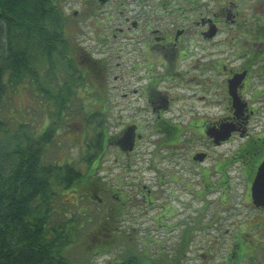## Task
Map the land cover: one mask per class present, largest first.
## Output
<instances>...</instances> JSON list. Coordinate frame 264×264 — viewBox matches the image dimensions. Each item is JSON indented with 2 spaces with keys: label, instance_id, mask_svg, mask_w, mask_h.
Segmentation results:
<instances>
[{
  "label": "flooded vegetation",
  "instance_id": "af4514ba",
  "mask_svg": "<svg viewBox=\"0 0 264 264\" xmlns=\"http://www.w3.org/2000/svg\"><path fill=\"white\" fill-rule=\"evenodd\" d=\"M88 1L82 0V3ZM177 1L173 3L176 8L172 11L168 10L171 0L156 1L153 5H148L147 0L120 1L119 6L124 10L135 12V16H144L141 22L128 16L121 27L113 28L111 36H125L128 50L123 56L97 57L93 49L85 47L75 37L69 26L65 27L66 36L77 44L80 56H85L90 63L98 59L107 62L108 87L105 90L109 96L105 112L100 117L110 129L108 162L114 150L117 154L113 164L119 162L121 154L125 155V170L128 171L135 166L131 163L132 157L139 154L158 158L162 164L159 170L152 162L148 168L157 172V192L147 184L133 185L135 188L131 191L124 190L118 184L123 175L110 179L104 175L108 171L104 164L98 166L95 174L108 182L114 197H127L128 217L125 219L129 223L149 214V208L158 202L154 196L162 201L165 199L166 184L176 185L172 195L176 204L162 202L159 214L153 217L166 230L178 231L174 237L177 242L170 247H173V253L167 254L169 248L165 244L158 247L162 256L173 258L175 264H189L196 258L201 259L199 264L211 262L213 250L226 245L221 237L212 236L221 233L220 226L214 229L218 215L235 210L239 204L249 208L255 214L242 219L240 224L236 223L231 243L215 257L217 264H264V204L256 201V197L262 201L260 192L264 191V8L243 7L252 0H220L214 7H205L201 11L196 2ZM95 2L98 6L107 4L109 0ZM211 3L213 1H208V5ZM64 13L67 18L69 14ZM5 16L0 8L1 159L8 154V139L4 141V137L17 133L19 126L17 120L12 121L11 118L15 107H9L11 103L5 102L8 100H5L6 95L9 98L12 92L14 105L18 89L10 80V72L3 69L2 61L4 50L16 46L10 32L13 30L16 36L19 31L18 26L10 24ZM104 36L110 37V34L99 33V38L106 45L108 41ZM222 36L224 38L218 40ZM196 38L201 40L200 45H197ZM212 45L222 48L224 53L212 54ZM84 70L82 66L78 76H82ZM96 85L99 90L97 82ZM93 92H97L95 88ZM4 107L9 110L6 115ZM210 108H218L220 114L208 115ZM46 111V123L39 127L38 134L33 131L34 143L38 137L44 139V157L51 160L50 152L64 174L67 155L65 129L52 125L58 123L59 115L65 122L69 112L76 111L79 116H84L87 109L66 104L62 106L61 113L54 115V111ZM91 113L95 115V111ZM82 121L78 119L79 123ZM208 143L215 148L236 146L217 156L209 169L211 154ZM141 144L152 146V151L142 153ZM212 172L220 176L215 183L210 180ZM231 172L236 177L233 178ZM260 172L261 177L257 180ZM237 189L242 191L241 195L236 193ZM208 192L220 193L216 201L220 211L209 225L208 207L212 203L208 201ZM98 197L101 198L100 192ZM197 201L201 202L197 214L185 216L186 210L193 208L192 203ZM175 216L185 218L180 217L173 226L168 225L167 220ZM131 229L136 233L142 230L138 226ZM202 232L209 241L198 243L200 248L196 256L193 251L197 243L195 246L194 240L202 241L197 239L201 238L197 234ZM186 240L188 245L185 247ZM182 248L186 251L183 256L180 254Z\"/></svg>",
  "mask_w": 264,
  "mask_h": 264
},
{
  "label": "trees",
  "instance_id": "16d2710c",
  "mask_svg": "<svg viewBox=\"0 0 264 264\" xmlns=\"http://www.w3.org/2000/svg\"><path fill=\"white\" fill-rule=\"evenodd\" d=\"M188 1L198 4L199 0ZM256 1L264 8V0ZM0 8L6 20L18 26L16 36L10 32L16 46L2 54L3 69L10 72L17 89L21 84L32 87L35 82V89L56 102L54 115L61 113L63 105L76 107L72 101L78 97L77 88L92 87L90 92L95 88L100 102L94 116L86 111L82 117L75 111L67 120L69 125L60 115L52 125L63 126L67 148L73 142L80 151L75 160L67 149L64 174L55 157H44V139L38 137L34 143V135L28 131L31 125L20 124L17 133L6 136L10 149L0 158V264H91L96 257L112 253L107 264H175L159 249L154 255L152 242L158 241L149 234L140 236V230L131 229L135 223L125 219L127 197H114L108 182L95 174L103 166L109 146L110 129L100 117L109 96L105 90L107 62L90 63L80 56L77 44L65 34L67 18L58 0H0ZM58 58L65 64L60 71L64 83L55 76ZM41 60L49 66L44 74L50 81L57 80L56 93L46 82L41 83ZM82 66L85 70L78 76ZM185 253L182 248L181 256Z\"/></svg>",
  "mask_w": 264,
  "mask_h": 264
},
{
  "label": "rangeland",
  "instance_id": "374dc122",
  "mask_svg": "<svg viewBox=\"0 0 264 264\" xmlns=\"http://www.w3.org/2000/svg\"><path fill=\"white\" fill-rule=\"evenodd\" d=\"M61 8L63 11L69 14V17H67V26L70 27V30L75 33V37L78 38V40L83 42V45L85 47H88L90 49H93L95 56L97 57H114L117 55H126L128 46L125 42V36L122 34H118L117 37H113V28L118 29L121 27V24H124L126 17L132 16V18H136L137 21L141 22V19L144 18V16H135V12H128V10H124L123 7L119 6L121 0H109L107 4H98L95 1H88L87 3H82V0H58ZM149 1L148 5H153L156 1L161 2L162 0H147ZM167 1V0H165ZM208 1H213V3L208 5ZM220 0H199L198 6L201 8V11H204L205 7H214L215 3ZM228 1V0H227ZM177 0H171L169 11H172L176 8V5L173 3H177ZM136 4V3H135ZM173 4V5H172ZM185 7V5H182ZM243 7L248 8H256L257 10L262 9V5L258 3L256 0H252L250 2H247V4H244ZM97 9V12L94 10ZM97 13V14H96ZM192 15V14H191ZM144 23V21L142 22ZM124 27V26H122ZM126 27V25H125ZM103 31L104 33H109L110 37L104 36L105 39H107L108 44L104 45L102 43L101 38H99V33ZM112 31V32H111ZM224 36L218 38V40L223 39ZM197 45L201 44V40L199 38H196ZM212 51V54H223L224 51L220 47H215L212 45V48L210 49ZM61 59L58 58V72L55 74V76L58 79L59 83H64L66 79L60 76V71L62 68L65 69V64H61ZM38 67L42 70L40 73L41 83L47 84V86L51 87L52 93H56L55 90H57V80L54 78L52 74L51 81L48 79L49 77L44 74V71L46 70V67L44 66V60H41L40 63H38ZM27 88V89H26ZM36 84L35 82L32 84V87L30 83L28 85L21 84L18 88L17 95L14 97V100L16 99L15 104H12L13 101V94L12 92L9 94V98L6 99L7 103H11V105H8L9 107H15L14 111H12L11 118L12 121L17 120L16 123L20 124H27L30 123L31 128L28 130L31 134L33 131L36 130V133H39V127L43 126L46 123V117L48 116L46 110H57L56 102L52 99H49L48 96L40 91L39 89H35ZM92 87H86V88H77L76 93H78V97L80 98V101L77 98H73L72 104H76V106L81 102V108L83 110V107L87 109V111L92 112L96 111L98 109V105L100 106L99 99L96 98L95 92H90L89 90ZM5 103V104H7ZM83 104V107H82ZM76 108V107H75ZM4 114L6 115L9 113V110L7 107L3 108ZM17 111V112H16ZM210 114H220V110L218 108H210L208 109V115ZM17 117V119H15ZM72 117V113L69 112V118ZM6 121L8 120L6 117H4ZM70 121V120H69ZM67 120L65 121L68 125L70 124ZM11 126V125H10ZM91 132V131H90ZM34 135V134H33ZM7 139V137H4V141ZM1 142V141H0ZM236 146V145H235ZM233 146V148H235ZM141 147H143V152L150 153L153 149V147H149V145H143L141 144ZM8 150L10 149L9 144L7 145ZM233 148H215L208 143V152L211 154V159L208 161V168L211 169L212 166L215 164L217 156L221 155L223 152L231 151ZM57 149V148H56ZM66 149H68L70 156L77 160L79 157L80 151H78L77 146L75 143L70 142L69 146ZM115 154H117L114 150L112 151V154L110 153V160L108 162V156L104 160V167L108 168V171L105 172L104 175H107L110 179H115L117 175H123L121 180H118V184L122 185L124 190H132L133 185H141V184H147L152 186V188L157 192L159 189V186L157 184V172L153 169H148L149 164L152 162V165L156 169H160L162 167V164L160 163V160L158 158H154L151 155L148 156H142L141 154L132 157L131 163L135 164L134 169L132 171L125 170L126 162H127V156L120 155L119 162L115 165L113 164V160L115 157ZM49 159L55 160L50 152L48 154ZM97 163H94V166H96ZM79 167L83 170H85V166L82 164H79ZM170 168H172V164L169 165ZM232 177H236L231 172ZM219 175L212 174L210 175L211 183H215L219 179ZM113 181V180H112ZM126 183L128 185L126 186ZM176 190V185L174 183H168L165 185V199L162 201V199H158L157 195L153 197L154 200L158 201L154 207L149 208V214H147L146 217L139 218L135 221L136 226L138 228H141L139 234L140 236H144L145 234H149L151 237L155 238L156 240L160 241V243L152 242V248L154 255H157L155 252L159 246L165 244L167 246V254L173 253V247L171 245H174L177 240L174 238L178 235V231H168L165 228L161 227L159 224H157L156 220H154V216H157L159 214V204L162 202L168 203V202H174V192ZM236 193L242 194V191L240 189L236 190ZM220 198V193L218 192H208V201L212 204L208 207V225L213 220V218L217 215V211H220V207L217 205L216 201H218ZM239 202L238 199H236ZM176 204V203H175ZM192 205L194 206L191 209L186 210L185 216L191 215L195 216L197 214L196 210H198L201 206V202H193ZM177 208L180 209L179 206ZM238 211H242V214H238ZM251 210L249 208H243L240 206H237L235 210H231L229 213H223L218 215L217 221L215 222L214 229L217 228V226H220V234L218 235H212L215 237H221L220 240L226 243L225 246L222 248L216 250H213V254H211V262L208 264H217L218 259L216 260V253L218 252L220 255L223 253L227 246L232 241V235L234 234L236 230V223L240 224V221L242 219L253 216L255 213H251ZM183 217V216H180ZM179 216H175L172 218H169L168 225L173 226L174 222H177L178 219H180ZM185 218V217H183ZM149 230V231H148ZM198 236L202 239L200 240H194V245L196 246V249L193 251L196 256L199 254V248L198 246L199 242H202L203 244H206L209 239H207L206 236H204V233H198ZM224 249V250H223ZM205 251V247L202 248V252ZM192 252V253H193ZM114 255V253L110 254L109 256H101L96 257L91 264H107L108 260ZM201 259L196 258V260H192L189 262V264H199Z\"/></svg>",
  "mask_w": 264,
  "mask_h": 264
},
{
  "label": "water",
  "instance_id": "95a60500",
  "mask_svg": "<svg viewBox=\"0 0 264 264\" xmlns=\"http://www.w3.org/2000/svg\"><path fill=\"white\" fill-rule=\"evenodd\" d=\"M260 174H261V172L259 173V175H258V178H257V180L258 179H260ZM256 191H254V193H255ZM262 195H263V197H262V201H258L259 199L256 197V201H257V203L258 204H264V191H262V192H260ZM256 194H258V192H256Z\"/></svg>",
  "mask_w": 264,
  "mask_h": 264
}]
</instances>
